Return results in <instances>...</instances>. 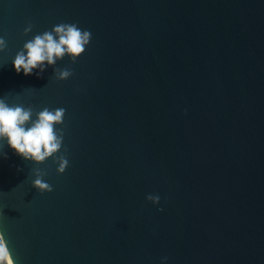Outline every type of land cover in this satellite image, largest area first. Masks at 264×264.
Segmentation results:
<instances>
[{
  "label": "water",
  "instance_id": "1",
  "mask_svg": "<svg viewBox=\"0 0 264 264\" xmlns=\"http://www.w3.org/2000/svg\"><path fill=\"white\" fill-rule=\"evenodd\" d=\"M60 23L92 34L73 75H18ZM0 37V98L66 110L63 174L0 142L15 264H264V0H0Z\"/></svg>",
  "mask_w": 264,
  "mask_h": 264
},
{
  "label": "clouds",
  "instance_id": "2",
  "mask_svg": "<svg viewBox=\"0 0 264 264\" xmlns=\"http://www.w3.org/2000/svg\"><path fill=\"white\" fill-rule=\"evenodd\" d=\"M31 31L32 25L29 24L24 29V35ZM91 36L90 30L81 29L76 23L57 24L51 31L36 34L24 44L12 62L14 70L18 75L22 72L25 77L36 72L39 78L46 68L53 67L55 78L58 81H66L73 75L72 70L67 67L57 68L55 65L65 56L74 64L85 52ZM6 48L5 38L0 37V52H4ZM65 111L64 108L50 110L45 107L36 113L33 119L34 111L31 106L9 105L5 99L0 98V142L6 140L18 156L36 165L53 158V163L58 164L57 174H63L69 166V161L64 155L56 158L64 139L63 131H58L56 126L63 124ZM0 155L7 159L6 154L0 152ZM33 174L35 179L32 187L39 193L53 190L52 186L43 180L46 173L35 168ZM159 199V196H147V200L153 204H158ZM0 264H15L3 232H0Z\"/></svg>",
  "mask_w": 264,
  "mask_h": 264
}]
</instances>
